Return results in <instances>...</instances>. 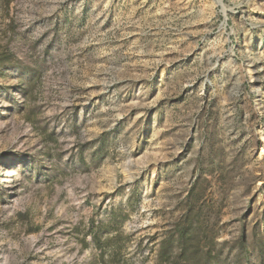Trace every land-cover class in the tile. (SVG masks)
I'll return each mask as SVG.
<instances>
[{"label":"rangeland","instance_id":"374dc122","mask_svg":"<svg viewBox=\"0 0 264 264\" xmlns=\"http://www.w3.org/2000/svg\"><path fill=\"white\" fill-rule=\"evenodd\" d=\"M259 248L264 0H0V264Z\"/></svg>","mask_w":264,"mask_h":264},{"label":"trees","instance_id":"16d2710c","mask_svg":"<svg viewBox=\"0 0 264 264\" xmlns=\"http://www.w3.org/2000/svg\"><path fill=\"white\" fill-rule=\"evenodd\" d=\"M6 6H8V1L5 2L4 7L6 8ZM28 94L31 95L32 94V86H30L28 88ZM242 254H245L246 252H248V249L245 245V241H242ZM259 253L261 254V257L264 255V248H259ZM167 254H163L162 258H166ZM260 264H264V259L261 260Z\"/></svg>","mask_w":264,"mask_h":264}]
</instances>
